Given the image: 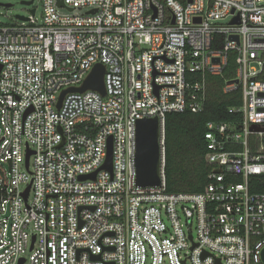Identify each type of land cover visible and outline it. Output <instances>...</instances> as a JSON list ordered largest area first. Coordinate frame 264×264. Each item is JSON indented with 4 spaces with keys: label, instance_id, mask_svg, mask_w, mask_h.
I'll use <instances>...</instances> for the list:
<instances>
[{
    "label": "built area",
    "instance_id": "1",
    "mask_svg": "<svg viewBox=\"0 0 264 264\" xmlns=\"http://www.w3.org/2000/svg\"><path fill=\"white\" fill-rule=\"evenodd\" d=\"M38 2L39 21L0 23V264H264V193L248 189L264 175V0ZM231 56L237 119L206 124L210 182L169 193L165 116L202 112ZM97 64L105 94L57 108ZM152 118L159 184L141 187L136 123Z\"/></svg>",
    "mask_w": 264,
    "mask_h": 264
},
{
    "label": "trees",
    "instance_id": "2",
    "mask_svg": "<svg viewBox=\"0 0 264 264\" xmlns=\"http://www.w3.org/2000/svg\"><path fill=\"white\" fill-rule=\"evenodd\" d=\"M234 75L235 62L231 56L221 76H206L207 99L202 112L169 113L165 116L167 192L199 193L210 182L212 168L204 160L206 124L236 121V117L228 114V109L239 104V92H222L224 82L233 79ZM241 181L239 177L233 179L234 183ZM248 189L251 193H264V175L251 177Z\"/></svg>",
    "mask_w": 264,
    "mask_h": 264
},
{
    "label": "water",
    "instance_id": "3",
    "mask_svg": "<svg viewBox=\"0 0 264 264\" xmlns=\"http://www.w3.org/2000/svg\"><path fill=\"white\" fill-rule=\"evenodd\" d=\"M22 5L29 6L32 1L26 2L22 1ZM58 7H63L62 0H57ZM4 7H9V4L2 5ZM31 14L34 10L30 11ZM18 20L25 21L27 18L22 16L15 17ZM196 21H199L198 19ZM104 67L97 64L93 67L90 74L83 82L82 86L79 88H70L61 93L57 108L60 107L61 101L64 95L68 92L83 93L87 90L98 92L101 95L105 94L104 89ZM253 130H258L257 126H252ZM158 120L156 118L143 119L136 123V151H135V167H136V183L141 187H153L159 184V171H158ZM30 153L26 155V166ZM101 169H106L111 171V144H109L107 158ZM219 173V170L215 171ZM94 174L91 176L81 177V180H85L88 177L93 178ZM28 188L25 191L24 197L27 196ZM262 261L264 262V249L262 250ZM98 259V257H94Z\"/></svg>",
    "mask_w": 264,
    "mask_h": 264
},
{
    "label": "rangeland",
    "instance_id": "4",
    "mask_svg": "<svg viewBox=\"0 0 264 264\" xmlns=\"http://www.w3.org/2000/svg\"><path fill=\"white\" fill-rule=\"evenodd\" d=\"M23 0H0V23L1 24H9L13 21H15L16 16H22V17H29L30 10L35 9L36 12V20L39 21L42 14V8L41 4L38 2V0H34L33 3L29 6L22 5L21 2ZM9 4V7H4L2 5ZM84 10H75L73 13L75 14H82L84 13ZM60 14H66L67 10L64 8L59 9ZM217 23H226L225 21H216ZM25 171L24 167L21 168Z\"/></svg>",
    "mask_w": 264,
    "mask_h": 264
}]
</instances>
